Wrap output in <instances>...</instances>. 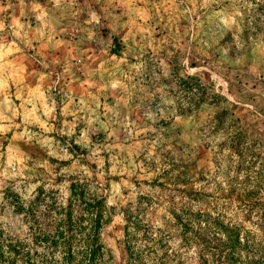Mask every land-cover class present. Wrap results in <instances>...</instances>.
<instances>
[{
  "label": "rangeland",
  "instance_id": "rangeland-1",
  "mask_svg": "<svg viewBox=\"0 0 264 264\" xmlns=\"http://www.w3.org/2000/svg\"><path fill=\"white\" fill-rule=\"evenodd\" d=\"M72 185L98 264H210L198 216L264 264V0H0V228Z\"/></svg>",
  "mask_w": 264,
  "mask_h": 264
},
{
  "label": "trees",
  "instance_id": "trees-1",
  "mask_svg": "<svg viewBox=\"0 0 264 264\" xmlns=\"http://www.w3.org/2000/svg\"><path fill=\"white\" fill-rule=\"evenodd\" d=\"M33 205L34 202L24 212V220L30 224L29 239L12 240L0 228V264L99 263L100 246L97 237L102 216L100 198L94 195L85 197L83 190H76L75 185H72L65 208L51 203L44 205L43 211L37 212ZM194 218L195 220H188L182 225V246L187 248L191 244H204L198 250L205 252L212 248L208 254L210 264H238L239 231L220 232L222 238L221 235H213L215 237L211 238V246L200 237L203 230L201 216ZM128 241L130 242L128 239L126 244ZM126 253L129 258L127 264H142L138 257L131 259L128 246ZM166 253L167 251L160 255V264L169 263V255ZM199 257H202L201 254Z\"/></svg>",
  "mask_w": 264,
  "mask_h": 264
}]
</instances>
